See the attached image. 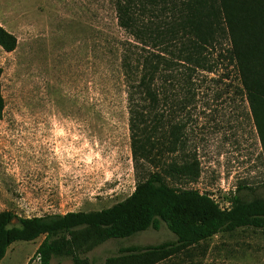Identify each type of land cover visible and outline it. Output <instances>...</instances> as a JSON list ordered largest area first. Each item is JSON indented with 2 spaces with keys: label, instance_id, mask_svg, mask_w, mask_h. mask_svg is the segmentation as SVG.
Returning a JSON list of instances; mask_svg holds the SVG:
<instances>
[{
  "label": "rangeland",
  "instance_id": "1",
  "mask_svg": "<svg viewBox=\"0 0 264 264\" xmlns=\"http://www.w3.org/2000/svg\"><path fill=\"white\" fill-rule=\"evenodd\" d=\"M0 26L18 42L0 47V213L20 218L100 211L136 187L122 44L112 0H0ZM176 112L201 163L188 188L223 209L240 194L264 198V154L233 67L220 62ZM17 220H15L16 222ZM13 243L1 264H141L129 251L176 242L165 223L123 239L78 241L38 253L45 241ZM158 264H264V229L221 233Z\"/></svg>",
  "mask_w": 264,
  "mask_h": 264
},
{
  "label": "trees",
  "instance_id": "2",
  "mask_svg": "<svg viewBox=\"0 0 264 264\" xmlns=\"http://www.w3.org/2000/svg\"><path fill=\"white\" fill-rule=\"evenodd\" d=\"M122 44L134 192L110 208L20 218L0 213V264L17 241L45 236L38 253L65 252L78 241L123 239L163 222L176 242L133 249L131 260L158 264L225 232L264 229V198L238 194L223 209L208 194L186 185L201 176L196 150L189 149L185 124L175 117L194 102L197 83L220 62L236 73L264 154V0H112ZM17 38L0 26V47L16 50ZM0 68V119L5 100ZM15 220H17L15 222ZM109 260L106 264H113Z\"/></svg>",
  "mask_w": 264,
  "mask_h": 264
}]
</instances>
